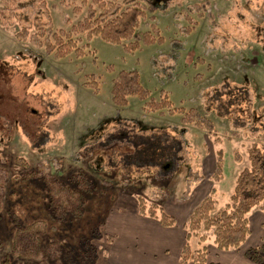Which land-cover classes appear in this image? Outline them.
<instances>
[{
	"label": "rangeland",
	"instance_id": "374dc122",
	"mask_svg": "<svg viewBox=\"0 0 264 264\" xmlns=\"http://www.w3.org/2000/svg\"><path fill=\"white\" fill-rule=\"evenodd\" d=\"M129 1L112 2L124 9ZM131 2L141 6L143 16L130 41L117 46L74 35L78 46L87 44L84 56L55 59L36 24L69 31L89 8L98 11L94 1L0 0V264H69L60 255L64 249L46 251L53 241L48 231L40 235L42 255L21 259L12 253L5 221L15 175L28 176L43 197L49 180L78 190L86 180L95 191L115 194L103 225L97 224L99 235L89 241L87 264H170L183 247V226L193 209L214 186L216 209L222 208L247 166L246 151L252 145L264 148V0ZM151 26L162 42L140 43L130 53L123 49ZM122 70L137 71L152 98L165 94L173 107L193 109L212 123V131L183 125L181 115L166 110L144 111L137 98L114 106L112 81ZM88 74L97 75L98 94L83 86ZM155 138L170 146L171 154L163 163L142 165L134 142ZM219 148L224 179L214 185L210 177ZM235 151L240 163L233 160ZM83 197L91 199L85 192ZM138 198L146 208L158 206L175 217L173 229L141 216ZM252 213L250 235L239 249L218 251L210 234L203 244L192 238L190 248L205 246L211 264H252L244 252L264 242V202ZM47 218L58 222L50 211Z\"/></svg>",
	"mask_w": 264,
	"mask_h": 264
},
{
	"label": "trees",
	"instance_id": "16d2710c",
	"mask_svg": "<svg viewBox=\"0 0 264 264\" xmlns=\"http://www.w3.org/2000/svg\"><path fill=\"white\" fill-rule=\"evenodd\" d=\"M93 1L98 11L89 8L86 18L69 31L60 29L52 31L51 27L46 31V24L41 22L36 24L37 36L45 37L43 41L45 50L55 59L70 55L76 58L84 56L87 44L78 46L79 39L74 38V35L83 34L87 42L93 37H98L107 44L117 46L135 36L139 19L143 16V10L138 3L130 0L131 6L126 5L129 3L126 2L125 8L121 9L118 3L112 2L113 0ZM151 28L152 30L143 33L139 40L123 45V49L130 53L138 50L140 43L149 46L162 42L163 38L159 36L158 29L154 26ZM19 36L25 37L21 34ZM83 86L95 94L100 92V81L95 74L86 75ZM110 95L112 104L118 108L125 107L129 98H137L144 102V111L166 110L170 115H181L180 122L183 125L193 124L208 133L213 129L212 123L195 114L193 109L173 107L165 94L159 100L152 98L135 70L120 71L112 81ZM151 139L146 140L147 144L137 142L138 140L134 142L138 146L136 153L142 165L163 163L169 156L168 152L171 154L170 146L161 144L159 138ZM213 141L216 144L220 143L217 137H214ZM215 157V170L210 178L213 183H219L224 179L221 148L216 150ZM132 158L130 156L129 160ZM246 159L247 166L237 175L228 202L222 208L216 209L217 191L213 187L189 215L187 223L183 226L184 245L177 264H211L208 262V250L205 246L202 245L195 250L190 248L189 241L192 238H197L199 243L203 244L210 234L215 248L225 252L237 250L246 242L250 235L248 215L254 209H261L264 202V148L250 146L246 151ZM233 160L236 163L242 161L239 152L233 153ZM16 162L27 167L22 159L18 158ZM10 182L11 192L8 197L10 214L5 222L11 233L10 246L15 256L30 259L42 255L44 250L40 235L48 231L53 235V241L47 245L46 251L61 252L64 249V253L60 255L69 261V264L76 262L87 264L88 261H92L89 241L93 235H99L97 224L103 225L109 207L115 202V194L103 190L95 191L86 180L83 181L82 190L71 189L58 181L49 180L45 181L46 196L43 197L38 188L29 184L28 176L15 175ZM84 192L91 198L86 202ZM137 202L141 216L157 220L162 228H172L176 225L175 217L167 214L163 208L154 205L146 208L141 198H138ZM49 211L58 222H51L47 218ZM108 240L111 242V237H108ZM244 256L253 264H264V242L247 249ZM2 264L9 262L6 260Z\"/></svg>",
	"mask_w": 264,
	"mask_h": 264
},
{
	"label": "crops",
	"instance_id": "0c3cea01",
	"mask_svg": "<svg viewBox=\"0 0 264 264\" xmlns=\"http://www.w3.org/2000/svg\"><path fill=\"white\" fill-rule=\"evenodd\" d=\"M222 181H223V180H222ZM222 181H221V182H222ZM211 182H212V181H211ZM212 183H213V182H212ZM219 183H220V182H219ZM213 184L216 185V184H218V183H213ZM214 187H215V186H214ZM212 188H213V187H212ZM215 189H216V191H217V188H216V187H215ZM210 190H211V189H210ZM210 190H209V191H210ZM208 194H209V192H208ZM208 194H207V195H208ZM216 197H217V196H216ZM253 211H254V210H253ZM251 213H252V211H251ZM251 213H250V214H251ZM250 214H249V215H250ZM252 214H253V213H252ZM250 216H251V215H250ZM248 218H249V217H248ZM250 222H251V221H250V218H249V224H250ZM165 229H173V227H172V228H165ZM183 245H184V244H183ZM181 249H182V248H181ZM181 249H180V251H181ZM180 251L177 252V250H176L177 257H176L175 261H173L174 264H177V260H178V256H179V254H180ZM249 262H250V261H249ZM173 263H170V264H173ZM167 264H168V263H167ZM252 264H253V263H252Z\"/></svg>",
	"mask_w": 264,
	"mask_h": 264
}]
</instances>
